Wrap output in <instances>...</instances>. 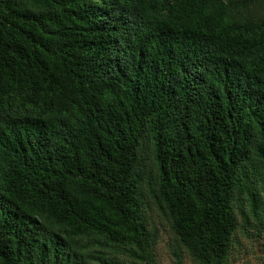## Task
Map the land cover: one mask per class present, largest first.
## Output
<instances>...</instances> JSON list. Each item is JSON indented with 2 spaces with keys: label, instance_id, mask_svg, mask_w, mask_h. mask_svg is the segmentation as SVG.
Instances as JSON below:
<instances>
[{
  "label": "trees",
  "instance_id": "16d2710c",
  "mask_svg": "<svg viewBox=\"0 0 264 264\" xmlns=\"http://www.w3.org/2000/svg\"><path fill=\"white\" fill-rule=\"evenodd\" d=\"M162 223L264 245V0H0V264H157Z\"/></svg>",
  "mask_w": 264,
  "mask_h": 264
},
{
  "label": "rangeland",
  "instance_id": "374dc122",
  "mask_svg": "<svg viewBox=\"0 0 264 264\" xmlns=\"http://www.w3.org/2000/svg\"><path fill=\"white\" fill-rule=\"evenodd\" d=\"M238 220L241 222L239 218ZM235 239L228 264H264L263 241L252 229L242 228L239 225L235 232ZM171 244L172 235L167 225L162 223L159 225V237L154 251L157 264H192L185 253L180 261L176 260Z\"/></svg>",
  "mask_w": 264,
  "mask_h": 264
}]
</instances>
